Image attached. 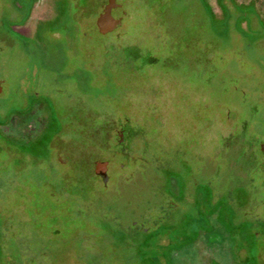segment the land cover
Instances as JSON below:
<instances>
[{
  "label": "rangeland",
  "instance_id": "374dc122",
  "mask_svg": "<svg viewBox=\"0 0 264 264\" xmlns=\"http://www.w3.org/2000/svg\"><path fill=\"white\" fill-rule=\"evenodd\" d=\"M106 2L0 0V264H264L246 176L264 29L214 21L217 0H115L104 33ZM126 118L145 131L129 161L113 151Z\"/></svg>",
  "mask_w": 264,
  "mask_h": 264
},
{
  "label": "flooded vegetation",
  "instance_id": "af4514ba",
  "mask_svg": "<svg viewBox=\"0 0 264 264\" xmlns=\"http://www.w3.org/2000/svg\"><path fill=\"white\" fill-rule=\"evenodd\" d=\"M143 56H145V55H143ZM141 57H142V55H140L139 53L135 54V50L133 49V51L131 52V54L129 56V59L131 58L132 62H135L138 64L145 63V62L140 61ZM148 59H151V58H148ZM129 62H130V60L128 61V63ZM126 119L127 120L125 121L124 124L117 125V127L113 133V139L117 142L116 143V149L114 150V152L121 155V156H125L126 157L125 161H129V160H131V158H138V156H136L137 154L131 152L130 149L132 147L133 140L134 139H140V137L143 138L145 131L141 127H138L135 124H132L128 118H126ZM244 136H246V135H244ZM244 136H242V138ZM254 143L257 144V141L255 140ZM257 148H258V157H259L260 161L257 164H255L248 171L249 175L246 174V176L249 177L251 180L260 181L261 186L264 189V142H259ZM238 160H240V159L238 158ZM219 240L220 239L212 238L210 241H213L212 242L213 244H216V243L219 244ZM212 243H208L209 246H211ZM218 248L220 249L219 252H221L223 250L222 245L219 246Z\"/></svg>",
  "mask_w": 264,
  "mask_h": 264
},
{
  "label": "trees",
  "instance_id": "16d2710c",
  "mask_svg": "<svg viewBox=\"0 0 264 264\" xmlns=\"http://www.w3.org/2000/svg\"><path fill=\"white\" fill-rule=\"evenodd\" d=\"M217 8L214 9V13L213 11H211V15L214 19V21L217 19L218 17V8L221 10L220 13H222V15H224V17L229 20V17H232L233 15H235V13H239V15H237L238 21L243 22V24H247V27L250 30H254L255 28H253L252 26V20L253 18L257 20L258 26L259 28L264 29V20L260 14V12L257 10V7L255 5V1H249L247 3H242L239 2L238 0H217ZM247 9H250V13L247 14L246 11H248ZM211 10V9H210ZM224 20V23L227 21ZM185 45V44H184ZM186 49H188V46H184Z\"/></svg>",
  "mask_w": 264,
  "mask_h": 264
},
{
  "label": "water",
  "instance_id": "95a60500",
  "mask_svg": "<svg viewBox=\"0 0 264 264\" xmlns=\"http://www.w3.org/2000/svg\"><path fill=\"white\" fill-rule=\"evenodd\" d=\"M106 1H107L106 4L101 7L102 12H101V16H100L101 21L102 20L107 21V23H108V28L106 31H104V33L111 32V31L118 29L121 25V22H122V19L124 16V12H123L122 7L119 5H116L115 0H106ZM148 58H150V57L145 55L140 59V61L141 62H147V61L151 60ZM114 147L116 149V145ZM239 155H237V156H239ZM104 166H105V163H102V164L97 163L95 165L96 172L98 173V170L103 168Z\"/></svg>",
  "mask_w": 264,
  "mask_h": 264
}]
</instances>
